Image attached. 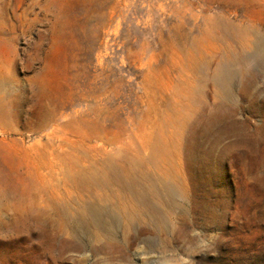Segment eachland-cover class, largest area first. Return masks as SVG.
I'll list each match as a JSON object with an SVG mask.
<instances>
[{"label":"rangeland","instance_id":"1","mask_svg":"<svg viewBox=\"0 0 264 264\" xmlns=\"http://www.w3.org/2000/svg\"><path fill=\"white\" fill-rule=\"evenodd\" d=\"M0 264H264V0H0Z\"/></svg>","mask_w":264,"mask_h":264},{"label":"bare ground","instance_id":"2","mask_svg":"<svg viewBox=\"0 0 264 264\" xmlns=\"http://www.w3.org/2000/svg\"><path fill=\"white\" fill-rule=\"evenodd\" d=\"M247 43V42H246ZM251 43V42H250ZM248 47H252L255 53H260L263 51V38H257L256 41L253 44H247ZM85 152V151H84ZM85 154H87V152H85ZM93 155V154H92ZM80 156V155H79ZM78 156V158H79ZM88 155H85L83 157L80 156V160H84L85 158V164L87 163V161H89L87 159ZM94 156V155H93ZM92 156V160L94 159V157ZM87 159V160H86ZM83 162V161H82ZM94 162V161H93ZM97 165H93V163H90L89 166H87V171L82 172V171H77L78 173V178L79 179H84L83 181H80L78 179H75V184L78 187H85L87 189H93L96 186H104L105 180H104V174L107 172L108 168L109 170H116L114 168L113 165H109L106 168H103L102 165H100V168H98V170L101 173V179L96 178L95 176V169H96ZM121 176L124 178V183L126 184V187L130 190L132 187L136 188L134 194H135V199L136 201L141 204V205H145L146 201H147V194H148V190L145 189V184L143 183L144 181L141 180L140 177H137L135 175L132 174L131 170L126 167V166H121ZM170 191V188H168V192ZM118 194V193H117ZM106 195V194H105ZM107 197V196H106ZM91 198H93V200H97L99 203H102L105 201V198H102L97 192L92 191L91 194ZM113 201V199H111ZM110 202V201H109ZM115 202V201H113ZM127 202V201H126ZM132 202V201H131ZM119 203V202H118ZM120 204V203H119ZM130 204V203H129ZM134 205V204H133ZM149 205V204H148ZM123 206V205H122ZM126 206V204H125ZM128 207V205L126 206ZM126 207L123 206V208H121L122 210ZM124 209V210H125ZM121 210V211H122ZM123 210V213H124ZM129 213L128 215L131 216L132 215V211L133 208L129 207L128 208ZM126 213V212H125ZM83 214H87V217L91 220V222L95 223L97 222L98 224H102L103 223V217L107 216V215H111L108 211H106V209L102 206H98L95 203L89 204L85 207V213ZM114 218L117 217L118 215H112ZM88 222V221H87Z\"/></svg>","mask_w":264,"mask_h":264}]
</instances>
